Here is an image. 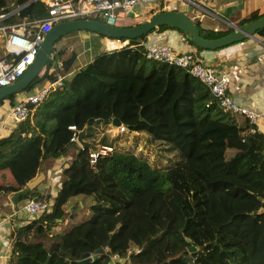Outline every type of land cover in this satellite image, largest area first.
I'll list each match as a JSON object with an SVG mask.
<instances>
[{
    "label": "trees",
    "instance_id": "1",
    "mask_svg": "<svg viewBox=\"0 0 264 264\" xmlns=\"http://www.w3.org/2000/svg\"><path fill=\"white\" fill-rule=\"evenodd\" d=\"M161 9L159 4L149 14ZM0 13L7 14L0 23L15 22L44 16L47 5L0 0ZM263 14L253 12L241 23ZM200 28L204 37L226 32ZM147 34L122 37L123 44L97 53L34 106L17 125L20 135L0 137V169L10 168L15 179L0 184L7 192L22 188L41 160L75 143L68 125H86L89 137L95 124L117 117L129 130L98 142L112 150L93 165L89 147L76 148L61 170L51 210L13 228L8 264H264V133L248 132V119L236 121L188 66L147 58ZM255 34L264 38V26ZM57 40L25 90L55 77L52 61L62 55ZM8 55L0 32V58ZM69 61L63 59L58 71H67ZM79 193L92 198L88 214L53 232L67 213L64 204ZM21 196L49 194L32 187ZM179 218L184 243L177 247L170 234ZM190 244L197 248L190 251ZM96 248L94 258L80 261L83 252Z\"/></svg>",
    "mask_w": 264,
    "mask_h": 264
},
{
    "label": "crops",
    "instance_id": "2",
    "mask_svg": "<svg viewBox=\"0 0 264 264\" xmlns=\"http://www.w3.org/2000/svg\"><path fill=\"white\" fill-rule=\"evenodd\" d=\"M159 4L161 3H139L130 11H121L117 15L116 24L131 25L137 23L147 18L149 11L152 8H157ZM175 4L177 5V7L174 6L175 8L183 10L193 17L202 28L209 31H226L225 33L229 32L233 25L240 24L243 18L250 17L253 12L264 13V0H211L200 7H190L178 1H175ZM171 5L173 3L168 4L165 9L172 8L169 7ZM181 6H183L182 9ZM161 8L163 9V7ZM214 27L217 29L215 30ZM143 42L145 46L150 43L167 42L176 51L191 50L196 53L198 60L212 65L217 72H227L229 78L228 91L237 103L256 111L264 110V38L262 36L254 34V36L220 48L198 50L187 41L179 30L167 27L152 30ZM57 45L62 50V55L54 58L50 70L56 69L57 61H60L62 65V60L69 57L68 69L64 74L66 78H70L74 72L85 66L97 53L119 44L112 37L104 36L92 30L79 29L63 34L57 40ZM47 80L38 81L39 84L29 90L39 88ZM29 90L19 92L17 97L9 95L0 102V137L8 135L17 128V126L8 127V124L3 123L1 118L5 120L8 109L13 102ZM230 115L236 121H240L244 117L247 118L240 113L230 112ZM102 125H105L106 133L113 131L115 127L111 123ZM257 129L264 133V118L261 116L257 120ZM28 135L30 134L28 133ZM85 138L91 141V138ZM73 142L75 143L69 146L65 153L41 160L35 175L22 188L7 192L0 191V264H8L10 259V234L13 228L27 221L22 209L27 197L21 196L19 192L35 187L37 191L47 193L49 198H53L61 184L62 168L68 165L76 148L81 146L78 142ZM14 181L10 168L0 169V184H14ZM19 203L21 205H18ZM90 203H92V198L82 193L69 197L64 204L67 213L63 218L56 221L57 224L53 226L52 231H63L82 220L88 214Z\"/></svg>",
    "mask_w": 264,
    "mask_h": 264
},
{
    "label": "built area",
    "instance_id": "3",
    "mask_svg": "<svg viewBox=\"0 0 264 264\" xmlns=\"http://www.w3.org/2000/svg\"><path fill=\"white\" fill-rule=\"evenodd\" d=\"M47 13L40 17L22 18L19 21L0 23V32L5 38V48L8 56L0 58V87L18 80L33 62L40 41L52 25L56 22L78 17H91L101 19L109 24H116L119 12H127L139 3L158 4L163 9L175 1L187 4L190 7H200L211 0H45ZM185 1L186 3H184ZM175 8V7H172ZM178 9V8H177ZM7 14L0 13V20ZM216 30L217 27H214ZM118 44H123L122 37L114 38ZM191 50L176 51L167 42L150 43L146 45L145 56L152 60L165 61L178 66H188L189 71L203 81L219 98L221 106L232 113L244 114L250 122L248 132L257 130V120L264 118V110L256 111L237 103L228 91V74L225 71L217 72L215 68L207 63L192 59ZM56 62V60H55ZM58 63V64H57ZM61 62H56L55 77L47 80L35 90H29L13 102L8 109L3 123L8 127L17 126L31 116L34 106L42 101L50 90L62 86L66 76L58 71ZM72 129L70 139L77 141V127L75 124L68 125ZM117 132L127 130V127L120 123L115 125ZM79 143V142H78ZM97 150L89 148V160L93 165L100 154H107L112 150V145L98 143ZM53 198H27L22 209L27 220L51 210Z\"/></svg>",
    "mask_w": 264,
    "mask_h": 264
},
{
    "label": "water",
    "instance_id": "4",
    "mask_svg": "<svg viewBox=\"0 0 264 264\" xmlns=\"http://www.w3.org/2000/svg\"><path fill=\"white\" fill-rule=\"evenodd\" d=\"M160 25H168L182 30L188 36L189 40L198 47L204 49H216L243 40L247 37L254 36L256 30L264 26V14L257 18L246 20L240 24H235L229 32L217 37H204L201 34V28L196 20L183 10L177 8L157 10L147 18L131 25L109 24L101 19L91 17H78L61 20L56 22L47 32H45L37 48L33 62L29 65L23 75L18 80L0 87V99H4L18 89H25L28 86V84L42 71L48 60L51 58L52 47L55 41L66 32L87 29L112 38H134L147 34L153 28ZM90 120L91 118H88L87 123H89ZM95 120L101 122L102 118H96ZM120 123L121 121L117 117H114L111 121V124L113 125H119ZM85 132L86 125L77 130V141L82 147L88 146L92 150H97L99 144L87 140L85 138ZM14 134L16 137L20 135L19 129L15 128ZM19 193L22 194L24 192L22 191ZM33 198L36 199L37 197ZM18 205H21V203ZM186 241L189 242L190 238L186 237ZM196 248L197 246L194 244H190L188 247L190 251ZM99 250L100 248H96L93 254H90L88 251L83 252L80 255V261L82 262L94 258L96 252Z\"/></svg>",
    "mask_w": 264,
    "mask_h": 264
},
{
    "label": "rangeland",
    "instance_id": "5",
    "mask_svg": "<svg viewBox=\"0 0 264 264\" xmlns=\"http://www.w3.org/2000/svg\"><path fill=\"white\" fill-rule=\"evenodd\" d=\"M184 3H186L185 1H183ZM177 7V5L175 4H173V5H171V6H169V7ZM183 8V6H181V9ZM150 15V14H149ZM148 15V16H149ZM147 16V17H148ZM37 84H39L38 82H36L32 87H31V89L32 88H34L35 86H37ZM25 89H18L17 91H15L14 93H13V95L15 96V97H17V96H19V92H23ZM71 111H73V109H71L70 110V112ZM127 131H129V130H127ZM127 131H125V132H127ZM92 135L91 136H89V138H91V141L93 142H96V143H98V142H101V140L103 139V140H105L106 141V143H109L110 141H112L113 139H114V137H116L117 136V130H116V128L114 127V130L113 131H110V132H108V133H106L105 132V125H102V124H95L93 127H92ZM132 132V131H131ZM131 134V133H130ZM86 196H88V195H86ZM89 197V196H88ZM80 204V203H79ZM81 205V204H80ZM180 223H181V219L179 218L178 220H177V223H176V227H175V229L176 230H174L173 232H171V234H170V237H171V239L176 243L175 245L178 247V246H180L181 244H183L184 243V241H183V239L180 237V232H179V228H180Z\"/></svg>",
    "mask_w": 264,
    "mask_h": 264
}]
</instances>
